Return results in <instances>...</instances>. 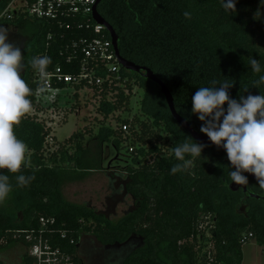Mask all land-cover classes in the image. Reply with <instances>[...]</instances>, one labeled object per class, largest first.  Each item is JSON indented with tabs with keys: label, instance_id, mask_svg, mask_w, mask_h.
I'll return each instance as SVG.
<instances>
[{
	"label": "trees",
	"instance_id": "1",
	"mask_svg": "<svg viewBox=\"0 0 264 264\" xmlns=\"http://www.w3.org/2000/svg\"><path fill=\"white\" fill-rule=\"evenodd\" d=\"M11 1L0 0V16ZM258 6L259 0H236L235 11H225L220 0H103L98 12L117 34L120 56L150 69L167 86L177 113L185 119L190 114L191 95L212 79H233L232 98L259 94V89L251 87L255 76L246 65L249 55L264 65V18H253ZM2 22L33 25L26 34L21 76L31 90V108L42 111L35 106L40 85L37 72L26 61L47 55V71L61 66L65 73L77 74L80 57L67 63L72 55L70 44L86 32L61 30L24 15L2 16ZM49 32L53 37L48 41ZM121 75L119 81L113 78L100 85L54 86H72L76 93L82 88L96 92L98 113L104 119L118 114L115 128L103 125L96 137L101 143L111 142L118 153L126 148L133 167L128 168L125 190L134 198L135 210L113 224L88 207L65 201L61 181L75 171L70 167L73 162L80 169H89L84 161L86 148L73 134L70 144L48 149L47 142L53 141L50 129L28 112L13 129L27 145L28 167L22 165L17 173L0 170L10 178L7 197L14 208L13 213L3 211L0 201V247L18 242L28 249L35 237L42 236L79 263L81 235L92 234L104 249L124 251L119 264H242L245 233L251 232V240L264 246L262 204L252 200L247 216L239 212L244 192L229 189V163L216 147L206 145L187 169L170 173L176 163L172 146L190 134L173 119L156 84L124 69ZM245 88H249L247 92ZM187 122L201 133V122L194 115ZM19 174L31 179L18 186L14 177ZM247 179L249 187H259ZM18 211L22 212L20 221ZM208 220L209 226L204 227ZM208 243L214 244L210 254ZM32 263L26 253L23 264Z\"/></svg>",
	"mask_w": 264,
	"mask_h": 264
},
{
	"label": "clouds",
	"instance_id": "2",
	"mask_svg": "<svg viewBox=\"0 0 264 264\" xmlns=\"http://www.w3.org/2000/svg\"><path fill=\"white\" fill-rule=\"evenodd\" d=\"M220 3L225 11H235L236 0H220ZM262 10L264 0H259L253 18H264ZM22 59L20 48L8 42L7 30L0 27V170L6 169L8 173H17L22 165L28 167L27 145L13 130L31 109V90L21 76V69L25 66ZM49 63L47 55L33 56L26 61L42 78L47 74ZM246 65L255 76L251 87L259 89V94H241L232 98L229 89L234 84L233 79H212L191 95L190 114L185 116V122L194 115L201 122L199 131L213 145L224 150L229 161L231 183L247 185L244 173H250L264 189V65L252 55L248 56ZM248 89L245 88L244 92ZM205 146L189 135L173 145L171 151L176 163L170 173L187 169L194 158L202 155ZM14 179L18 186H22L31 177L19 174ZM11 187L9 176L0 171V201L8 196Z\"/></svg>",
	"mask_w": 264,
	"mask_h": 264
},
{
	"label": "rangeland",
	"instance_id": "3",
	"mask_svg": "<svg viewBox=\"0 0 264 264\" xmlns=\"http://www.w3.org/2000/svg\"><path fill=\"white\" fill-rule=\"evenodd\" d=\"M0 27L7 30L8 42L20 48L23 58V50L28 41L26 34L33 25L28 22L19 24L2 22ZM21 63L24 64L23 59ZM55 95L54 102L41 100L40 106H46L44 110L32 109L30 114H36L39 120H43L46 127L50 129V136L54 141L53 144L50 137L48 138L47 147L50 150H55L63 143L70 144L72 142L70 137L75 134L77 141L86 148L84 161L89 168L80 169L74 162L71 163L70 167L75 171L67 173L62 179V196L65 201L88 207L115 224L135 210V200L125 190L128 168L133 167L132 160L126 148H121L118 153L111 142L101 143L96 136L103 125L115 128L118 114L104 119L98 113L100 97L96 92L86 88L79 89L76 93V89L71 86L58 90ZM81 135L84 136L83 139ZM2 205L3 211L13 213L14 208L10 197H6ZM16 219L22 220V212H17ZM209 222L211 221H205L204 227L209 226ZM263 250L264 246H260L255 239L251 240L243 247L242 264H264ZM27 252V248L18 242L0 247V264H23V256ZM92 253L104 255V247L94 235L82 234L78 248L81 262L83 264L101 263L102 261L97 260Z\"/></svg>",
	"mask_w": 264,
	"mask_h": 264
},
{
	"label": "built area",
	"instance_id": "4",
	"mask_svg": "<svg viewBox=\"0 0 264 264\" xmlns=\"http://www.w3.org/2000/svg\"><path fill=\"white\" fill-rule=\"evenodd\" d=\"M98 0H12L0 17L11 18L13 15H24L27 18H36L47 23L54 24L61 30H84L83 37L72 39L70 48L72 55L68 57L67 63H72L80 57V69L77 74L65 73L61 66L47 71L45 77L36 73L39 87L35 92V106H40L42 101L54 102L55 93L58 90L57 84H89L100 85L105 81L111 83L113 78L120 80L122 69L119 65L113 49L111 37L106 28L96 23L92 17V11ZM49 32L47 40L53 35ZM46 48L49 43H46ZM102 72L101 75L99 73ZM53 95H55L53 97ZM51 100V101H50ZM36 109V107L31 108ZM29 113H31L29 111ZM123 130L126 127L123 126ZM43 222V219L41 220ZM45 222H43L44 225ZM253 234L245 233L242 238L244 246L251 240ZM27 239L31 240L29 235ZM35 243L28 248V255L33 259L32 264H82L77 263L73 258L63 253L58 248H53L49 242L38 236L34 238ZM210 252H214V244L206 246Z\"/></svg>",
	"mask_w": 264,
	"mask_h": 264
},
{
	"label": "water",
	"instance_id": "5",
	"mask_svg": "<svg viewBox=\"0 0 264 264\" xmlns=\"http://www.w3.org/2000/svg\"><path fill=\"white\" fill-rule=\"evenodd\" d=\"M102 1L103 0H98L96 5L94 6L93 11H92V17H93V20L96 23L103 25L106 28V30L109 32V35H110L111 41H112V45H113V49H114V52H115V56L117 58V61H118L119 65L121 66V68H123L124 70L129 71V72L140 74L144 79H147V80L153 82L154 84H156L159 87L160 93L165 98L166 104H167V106L169 108V111H170L173 119L178 123V125L182 129H184L188 134H190V136L194 140H196L198 142H201V143H203L205 145L213 146V147L218 148L217 146L213 145L208 140L206 135L201 134V133L197 132L196 130H194L193 127L188 122H185V119L182 118L177 113V111L175 109V106H174V100H173V97H172L169 89L167 88V86L160 79H158L154 75V73L150 69L144 68V67H139V66L135 65L134 63L123 59L120 56L119 49H118V36L115 33V31L113 30V28L111 27V25L109 23H107L105 21V19L98 12V5ZM218 149L221 150L224 153V155H225L224 160L229 163V161L227 160V157H226V154H225L224 150L222 148H218ZM245 174L248 176L249 179L253 180L254 182H257V180L254 177V175H252L250 173H245ZM229 189L231 191H233V192H237V191H239L241 189L245 194H247L248 198H257V199L261 198L262 200H264V196L260 197L257 194L249 192L247 185H237L234 182H232V183L229 184ZM243 209H244L243 206L239 207L240 211H242Z\"/></svg>",
	"mask_w": 264,
	"mask_h": 264
},
{
	"label": "flooded vegetation",
	"instance_id": "6",
	"mask_svg": "<svg viewBox=\"0 0 264 264\" xmlns=\"http://www.w3.org/2000/svg\"><path fill=\"white\" fill-rule=\"evenodd\" d=\"M247 187H248L249 192L257 194L260 197L264 196V189H261L260 187L252 188V187H249L248 184H247ZM243 199H244L243 203L239 204V207L243 206L244 209L242 211H240L239 209L238 210H239L240 213L244 214L245 216H247V214L251 210L250 202H252V200L256 201V203H261L263 208H264V200H262L261 198H259V199H257V198H248L247 194L244 193ZM104 252H105L104 255H100V254H97V253H92V255L94 257H96L97 260L102 261L103 264H111L112 262L114 264L116 262H117V264H119L120 256L124 254V251L122 252L121 250H116L115 252H113V251H108V250L104 249ZM101 263H99V264H101ZM92 264H95V263L92 262Z\"/></svg>",
	"mask_w": 264,
	"mask_h": 264
}]
</instances>
